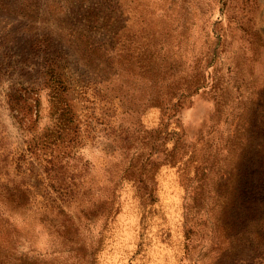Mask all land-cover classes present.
<instances>
[{
	"label": "rangeland",
	"instance_id": "obj_1",
	"mask_svg": "<svg viewBox=\"0 0 264 264\" xmlns=\"http://www.w3.org/2000/svg\"><path fill=\"white\" fill-rule=\"evenodd\" d=\"M0 264H264V0H0Z\"/></svg>",
	"mask_w": 264,
	"mask_h": 264
},
{
	"label": "trees",
	"instance_id": "obj_2",
	"mask_svg": "<svg viewBox=\"0 0 264 264\" xmlns=\"http://www.w3.org/2000/svg\"><path fill=\"white\" fill-rule=\"evenodd\" d=\"M93 15H95V14L93 13ZM96 20H97V21L99 20L97 16H96ZM198 89H199V87H198ZM182 96H184V94H182ZM164 97H165V99L163 100V104L166 103V102L169 103V104H170L171 111H173V110L177 107V103L173 102L174 99H172V98H167V96H164ZM13 103H14V102H12V101L10 100V104L13 105ZM12 107H13V106H12Z\"/></svg>",
	"mask_w": 264,
	"mask_h": 264
}]
</instances>
